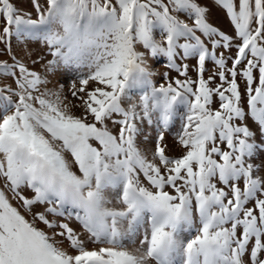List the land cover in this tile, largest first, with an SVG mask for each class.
<instances>
[{"label":"snow or ice","instance_id":"obj_1","mask_svg":"<svg viewBox=\"0 0 264 264\" xmlns=\"http://www.w3.org/2000/svg\"><path fill=\"white\" fill-rule=\"evenodd\" d=\"M0 45V264H264V0H0Z\"/></svg>","mask_w":264,"mask_h":264},{"label":"rangeland","instance_id":"obj_2","mask_svg":"<svg viewBox=\"0 0 264 264\" xmlns=\"http://www.w3.org/2000/svg\"><path fill=\"white\" fill-rule=\"evenodd\" d=\"M202 2H203V0H202ZM20 6L21 7H28V5L26 3H22ZM214 15L218 18V23L220 24V26L222 28H225L226 27V21L223 19L222 14L219 13V12H216L214 10ZM12 47H13L14 50L17 47V42H16V40L14 38L12 39ZM8 59H9L8 54L5 53V52H3V45H0V60H8ZM186 62L189 63L190 69H191V65L195 63V61H192V60L186 61ZM150 64L152 65L153 71H155L157 73H161V72L167 70L165 68V58H163V57L159 58L154 63L152 61H150ZM34 68H35L36 71L43 72V68H42V65L40 63H37L34 66ZM209 69L211 71V66H209ZM208 74H210V72L209 73H206V75H208ZM171 75L175 76L176 74H175V72H173V73H171ZM190 75H193L194 76V73L190 71ZM156 79L159 80V76H157ZM63 82H64L63 79H61V83H63ZM49 87L50 88H57V87H59V84H57L56 79H53L52 80V83L49 84ZM67 90H68V84L67 83H64V91H65V93H67ZM179 130H180V118H179V116H177L176 121H175V124L172 127V134H169L166 137L167 142H168V144H169L170 147L173 146V144H174V138H175V133L178 132ZM148 136H149V141L154 136V132H152L151 129L148 130ZM146 146L147 147H151V144L150 143H146ZM180 152H181V149L179 147H173L172 148V151L169 153V155L178 156V155H180ZM261 160H264V155L258 156L257 159H256V162L257 163H260Z\"/></svg>","mask_w":264,"mask_h":264}]
</instances>
